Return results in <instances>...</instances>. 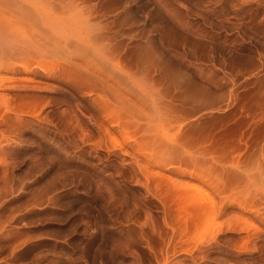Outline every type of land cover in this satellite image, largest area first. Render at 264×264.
I'll list each match as a JSON object with an SVG mask.
<instances>
[{
  "label": "rangeland",
  "instance_id": "obj_1",
  "mask_svg": "<svg viewBox=\"0 0 264 264\" xmlns=\"http://www.w3.org/2000/svg\"><path fill=\"white\" fill-rule=\"evenodd\" d=\"M0 264H264V0H0Z\"/></svg>",
  "mask_w": 264,
  "mask_h": 264
},
{
  "label": "clouds",
  "instance_id": "obj_2",
  "mask_svg": "<svg viewBox=\"0 0 264 264\" xmlns=\"http://www.w3.org/2000/svg\"><path fill=\"white\" fill-rule=\"evenodd\" d=\"M52 24L56 26V28L54 30L57 31L58 35L64 34L66 32L74 31L77 27V23L75 21L70 20L69 22L64 23V22H62L58 19H55V18L52 20ZM79 26L80 27H87V25H85L82 20L79 22Z\"/></svg>",
  "mask_w": 264,
  "mask_h": 264
}]
</instances>
